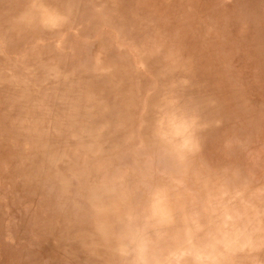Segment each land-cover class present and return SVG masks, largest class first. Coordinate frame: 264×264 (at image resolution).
<instances>
[{
	"label": "rangeland",
	"instance_id": "374dc122",
	"mask_svg": "<svg viewBox=\"0 0 264 264\" xmlns=\"http://www.w3.org/2000/svg\"><path fill=\"white\" fill-rule=\"evenodd\" d=\"M0 120V264H264V0H0Z\"/></svg>",
	"mask_w": 264,
	"mask_h": 264
},
{
	"label": "bare ground",
	"instance_id": "6f19581e",
	"mask_svg": "<svg viewBox=\"0 0 264 264\" xmlns=\"http://www.w3.org/2000/svg\"><path fill=\"white\" fill-rule=\"evenodd\" d=\"M37 5H39L38 3H37ZM54 20V17L52 16V18H50V20ZM208 65H206V67H207ZM212 71H211V68H209V73H211ZM172 75V74H171ZM10 77V76H9ZM12 78V77H11ZM11 78H9V79H11ZM14 78V77H13ZM217 82V81H216ZM218 84V83H217ZM12 89V88H11ZM217 90L219 89V87L217 86V88H216ZM13 90V89H12ZM220 90V89H219ZM3 95V94H2ZM126 95L124 96H122V98L121 99H124L125 101H126ZM154 99H156V98H154ZM230 105L231 106H238V103L236 102V101H234L233 99H234V97L233 96H230ZM236 100V99H235ZM114 101V100H113ZM154 101H156V100H154ZM24 106H26V110H27V112H30V110H32V104H29V102L26 104V105H21L20 104V106H17L18 108H19V110H20V108L22 107H24ZM113 106V105H112ZM114 106H116V105H114ZM128 107H132V105L131 106H128ZM111 108H113V107H111ZM120 108V107H119ZM114 109V108H113ZM128 109H130V108H125L124 109V111L122 110H120L121 112H118V114L119 113H123V112H125V110H126V112H127V110ZM151 110V109H150ZM154 110V109H153ZM124 114V113H123ZM36 116V115H35ZM11 117V120L9 121V122H11L12 123V121H16V123H17V120L19 121L22 117H20L19 118V116L17 115V113H16V111H14L13 112V114H11V113H9V118ZM19 118V119H18ZM262 120L261 121H256V125H257V128H260L261 127V125H262V122H263V118H261ZM1 121V120H0ZM39 121V117H37V122ZM11 123H9L8 124V126H10L11 125ZM79 124H80V122H79ZM13 127H16V125L14 126L13 125ZM87 127V126H86ZM33 128V127H32ZM32 128H30L29 129V131H31V129ZM12 129V128H11ZM86 129V128H85ZM45 132H48V133H45ZM159 132L160 133H162V129L160 128L159 129ZM19 133H25L23 130H22V132L21 131H19ZM13 132H11V137H13ZM53 134H52V132H49L48 130H45L44 128H43V131H40V130H37V131H35L34 132V134H31V135H29V138L30 139H32L33 141H34V143L36 144V148H37V150L38 151H40V152H43V151H45L46 150V152L50 155V157H53V155L55 154L54 152H52V153H50V151H52V149H50V147H52V146H59V143H56V140H55V136H52ZM179 136V135H178ZM19 135L17 134V136H16V138H18L19 139ZM15 138V139H16ZM146 139V138H145ZM180 139V138H179ZM80 140V139H79ZM147 141H146V144L148 143V138L146 139ZM61 146V145H60ZM47 147V148H46ZM2 151V150H1ZM44 153V152H43ZM6 155V154H5ZM44 158H45V156H43ZM51 159V158H50ZM46 161H49V158H47V159H45ZM94 161V160H93ZM123 162V161H122ZM95 163H97V162H95ZM93 164V163H92ZM91 164V165H92ZM177 170V172L179 171V168H177L176 169ZM50 171H52V170H50V169H45V170H43L42 171V173H40L39 175H49L50 176ZM53 177V176H52ZM46 181V180H45ZM54 181V180H53ZM117 187V186H116ZM103 188H105V187H103ZM107 188V187H106ZM94 189V190H93ZM111 188H109V190H110ZM57 190V189H56ZM100 190H103V189H101V187H100ZM49 191V190H48ZM98 191H99V189H98V187H90V189H88L87 190V194H90V199L88 198V200H87V209H89V212L90 213H92L93 215H89V218H91L92 219V221H90V222H93L94 224H97V225H99L100 223H103L104 221H106V216L104 215V214H102V212H104V210H103V205H100L98 202H97V199H96V196L97 195H101V194H99L98 193ZM163 193H165V190L163 189V188H161V189H158V190H156V191H154V193H152V198H153V200H151L150 201V204H148V206L150 207L149 209L147 208V212L150 214V213H152V215L154 214L156 217H158V219H159V221H163V222H165V220H166V218H165V214H166V212H169V209H170V206H169V202H167V201H169V199H168V197H166V195L165 194H163ZM126 196L127 195V193H126V191L124 190V189H122V188H119V193L117 194V196ZM125 201V200H124ZM230 201V200H229ZM233 201V203L230 205V207H232V208H234L235 210H240V211H244V213L246 214L247 213V211H248V213H251V214H253L252 212H251V210L249 211V209H247L246 207L247 206H245L244 205V202L242 203V201H244V197H242L241 198V200H232ZM241 201V202H240ZM126 202V201H125ZM123 204V203H122ZM208 204V203H207ZM241 205V206H240ZM209 207H212V206H210V204L208 205ZM207 206V207H208ZM222 206V205H221ZM241 207H243V208H241ZM224 208V207H223ZM229 208V207H228ZM218 210V209H217ZM247 210V211H246ZM254 210V209H253ZM107 211V210H106ZM156 213V214H155ZM239 216V215H238ZM143 217H145V215L143 216ZM248 217H249V215H248ZM212 218V217H211ZM218 218H220V217H218ZM158 219H157V222H159L158 221ZM239 219V218H238ZM145 220L147 221V218H145ZM155 221H156V219H155ZM167 221V220H166ZM223 221H224V219H223ZM239 221H241V220H239ZM156 222V223H157ZM145 223V222H144ZM147 223V222H146ZM242 223V222H241ZM124 224V223H123ZM224 224H225V222L223 223H221L219 226H217V229H218V231H219V233H221L222 234V236H223V240H225V242H226V245L228 244L227 242H231L232 241V239L234 238V236H235V234L233 235V236H230L229 235V232L227 231V227H225L224 226ZM234 224V223H233ZM236 224V223H235ZM125 225V224H124ZM232 225V224H231ZM230 225V226H231ZM243 225V224H242ZM255 225V224H254ZM142 226V225H141ZM143 226H146V225H143ZM148 226V225H147ZM146 226V227H147ZM255 226H257V225H255ZM261 226H262V224H261ZM165 227V226H164ZM77 228H79L80 230L82 229V227H81V225H78L77 226ZM135 228V227H134ZM185 228H186V230H187V232H191L192 231V227H190L189 225H187L186 224V226H185ZM227 228V229H226ZM106 228H103V230H105ZM136 229H137V227H136ZM144 229V228H143ZM261 229V228H260ZM78 230V229H77ZM141 230V229H140ZM140 230H138V231H140ZM135 231H137V230H134V232ZM237 231V230H236ZM258 231V230H257ZM131 232V231H130ZM141 232H142V230H141ZM144 232H146V231H144ZM175 232H177V231H175ZM228 232V233H227ZM135 233H137V232H135ZM218 233V232H217ZM124 234H126V232L124 233ZM144 234V233H143ZM242 234V233H241ZM80 235V234H79ZM137 235H138V233H137ZM141 235V234H140ZM261 235V234H260ZM92 236V235H91ZM90 236V237H91ZM124 236V235H123ZM143 236V235H142ZM190 236V235H189ZM192 236V235H191ZM125 237V236H124ZM129 237V236H128ZM186 237H187V234H186ZM185 237V238H186ZM242 237V236H241ZM260 237H264V235H261ZM139 237H136L135 239H138ZM147 238V237H146ZM134 240V239H133ZM125 241V240H124ZM136 241V240H135ZM146 241V239L145 240H141L140 241V243L141 242H145ZM150 241V240H149ZM126 242V241H125ZM130 242V241H129ZM132 242V241H131ZM209 242H210V245H208V243H206V242H200L199 241V245L200 246H202V248H204V247H214L213 246V244L211 243V240H209ZM146 243V242H145ZM150 243V242H149ZM152 243V242H151ZM164 243V242H163ZM184 243V242H183ZM119 244V243H118ZM117 244V242L114 244V246H113V250H112V253H117V251H119V250H121V249H123V247H121V246H123L122 244H120V245H118ZM153 244V243H152ZM132 245H133V243H132ZM158 245V244H157ZM170 245V244H169ZM231 245V244H230ZM242 245V244H241ZM257 245H259V244H257ZM175 246V245H174ZM231 246H234V245H231ZM143 247V246H142ZM167 247H168V245H167ZM230 247V246H229ZM105 248V247H104ZM193 248V247H192ZM215 248V250H216V253H217V251H218V249L216 248V247H214ZM105 249H107V248H105ZM139 249H142V248H139ZM169 249V248H168ZM210 249V248H209ZM222 249V248H221ZM231 249H232V247H231ZM227 250V249H226ZM140 251H142V250H140ZM144 251V250H143ZM168 251H170V250H168ZM171 252V251H170ZM214 252V251H213ZM228 252V251H227ZM231 252V251H230ZM108 253V252H107ZM167 253V252H166ZM221 253H223L224 254V251H220V255H218V256H220V257H222L223 255L221 254ZM104 254H106V252L104 253ZM165 254V253H164ZM165 256V255H164ZM225 257H227V256H225ZM225 257H223L222 259H218L217 261V263L216 264H227V263H225V261L227 262V258H225ZM145 258V257H144ZM123 260V259H122ZM202 260V259H201ZM143 261H145V260H143ZM165 261V260H164ZM146 262V261H145ZM99 263H102V262H99ZM126 264V263H125ZM209 264V263H208ZM229 264H231L230 262H229Z\"/></svg>",
	"mask_w": 264,
	"mask_h": 264
}]
</instances>
